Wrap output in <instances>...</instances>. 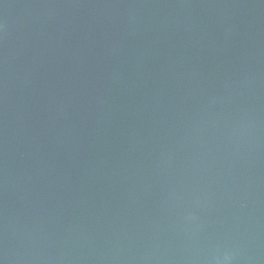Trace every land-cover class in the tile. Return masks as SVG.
<instances>
[{"label":"water","instance_id":"1","mask_svg":"<svg viewBox=\"0 0 264 264\" xmlns=\"http://www.w3.org/2000/svg\"><path fill=\"white\" fill-rule=\"evenodd\" d=\"M0 264H264V0H0Z\"/></svg>","mask_w":264,"mask_h":264}]
</instances>
